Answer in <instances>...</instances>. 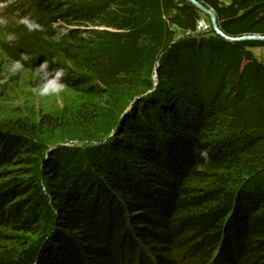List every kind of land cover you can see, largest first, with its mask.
Listing matches in <instances>:
<instances>
[{"label":"trees","instance_id":"1","mask_svg":"<svg viewBox=\"0 0 264 264\" xmlns=\"http://www.w3.org/2000/svg\"><path fill=\"white\" fill-rule=\"evenodd\" d=\"M62 1L20 2L27 11L10 55L36 74L55 60L50 68H62L63 82L87 96L136 91L150 65L182 64L175 28L198 31L191 4L112 0L103 24L114 31L97 38L105 48L79 61L72 48L80 32L57 41L53 27L92 18ZM197 1L227 36H264V0ZM37 36L53 50L70 43L71 65L30 52ZM257 47L264 41L223 42L228 79ZM253 66L251 85L232 98L193 86L143 93L114 137L85 151H50L29 124L0 123V264H264V65Z\"/></svg>","mask_w":264,"mask_h":264},{"label":"rangeland","instance_id":"2","mask_svg":"<svg viewBox=\"0 0 264 264\" xmlns=\"http://www.w3.org/2000/svg\"><path fill=\"white\" fill-rule=\"evenodd\" d=\"M5 1L0 0V123L21 121L29 124L39 133L50 151H85L88 146L104 145L114 137L117 129L137 107L139 102L135 100L143 93L142 100L158 96L159 92L168 95L171 91L175 92L173 88L182 91L187 86H193L200 88L203 93L215 88L225 91L227 97L242 95L245 88L251 85L248 72L250 66L264 65V47L250 49L253 56L251 64L243 62L238 74L228 79L222 55V44L227 40L214 31L210 16L198 9L200 15L196 33L175 28L174 47L181 46L179 55L183 56L182 64L175 62L172 66L165 63L163 66L158 61L150 65L140 80L141 83H137L139 89L136 91L121 89L115 94L93 97L67 86L59 95L40 97L32 92V88L39 82V75L23 65L17 69L15 64L19 60L10 55L15 43L21 41L16 32L25 20L27 10L25 6H19L22 0ZM111 2L112 0H67L60 3L66 9L92 18V22L84 23L73 18L71 23L58 21L53 27L59 34L75 29L80 32L72 48L77 60L84 61L94 57L105 48L104 43L97 38L103 31H114L103 24L114 11ZM177 2L191 4L186 0ZM201 22L205 23L204 28H199ZM27 42L30 44V52L40 55L48 52L49 55L54 54L59 63L71 65L64 55L65 46H72L70 43L62 46V49L54 45L53 50L43 46L49 41L42 36ZM203 47L207 50L205 54L200 53ZM191 51L194 55L190 57ZM69 73L76 74V71ZM18 168L20 167L13 169Z\"/></svg>","mask_w":264,"mask_h":264},{"label":"clouds","instance_id":"3","mask_svg":"<svg viewBox=\"0 0 264 264\" xmlns=\"http://www.w3.org/2000/svg\"><path fill=\"white\" fill-rule=\"evenodd\" d=\"M55 40L59 41L61 35L58 34ZM29 57L27 54H22V60H27ZM53 60L51 63L45 60L35 71L39 74V82L32 88V92L40 97H48L52 95H59L64 91L67 85L63 82L64 70L62 68H50V64L55 63ZM17 69L22 67V62L17 61L15 64ZM200 156L207 163L210 161L209 150L206 148L200 149Z\"/></svg>","mask_w":264,"mask_h":264},{"label":"water","instance_id":"4","mask_svg":"<svg viewBox=\"0 0 264 264\" xmlns=\"http://www.w3.org/2000/svg\"><path fill=\"white\" fill-rule=\"evenodd\" d=\"M186 1H189L197 9L203 11L204 13H206V14H208L210 16L214 31L217 34H219L223 39H225V40H227L229 42H239V41H244V40L264 41V36H261V35L246 36V37H242V38H232V37L227 36L226 34H224L220 30L218 22H217V16H216V13H215V11L213 9H209V8L205 7L202 3H200L197 0H186ZM137 100H135V101H137Z\"/></svg>","mask_w":264,"mask_h":264},{"label":"crops","instance_id":"5","mask_svg":"<svg viewBox=\"0 0 264 264\" xmlns=\"http://www.w3.org/2000/svg\"><path fill=\"white\" fill-rule=\"evenodd\" d=\"M236 1H241V0H220V2H222L224 5H231L232 3L236 2Z\"/></svg>","mask_w":264,"mask_h":264},{"label":"built area","instance_id":"6","mask_svg":"<svg viewBox=\"0 0 264 264\" xmlns=\"http://www.w3.org/2000/svg\"><path fill=\"white\" fill-rule=\"evenodd\" d=\"M206 25H205V23H199V28H204Z\"/></svg>","mask_w":264,"mask_h":264}]
</instances>
